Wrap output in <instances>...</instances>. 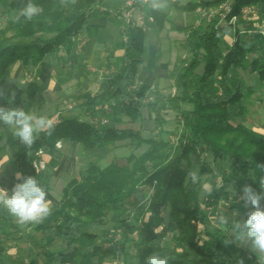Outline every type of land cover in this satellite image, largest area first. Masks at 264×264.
<instances>
[{
	"label": "trees",
	"instance_id": "1",
	"mask_svg": "<svg viewBox=\"0 0 264 264\" xmlns=\"http://www.w3.org/2000/svg\"><path fill=\"white\" fill-rule=\"evenodd\" d=\"M228 0L188 2L174 6L184 12L198 7H211ZM28 0H0L1 18L7 19L0 28V90L13 79V68L21 64L34 70L49 58L58 57L64 66L74 63L80 37L89 33L92 20L103 11L105 0H34L39 15L31 21L13 23ZM168 2V0H166ZM232 10L223 18L215 16L201 26H186L182 42L184 57L177 58L170 72L175 95L164 97L154 91V102L149 104L159 133L145 139L139 130L128 127L143 122V109L151 89L147 85L129 88L136 84L139 68L144 62L146 28L134 24L123 31L121 64L117 71L101 82L99 93H84L75 98L76 105L69 113L79 116L56 115L50 118L52 134L39 133L29 147L13 135V130L0 123V154L10 152L9 165L14 176L10 192L16 183V173L36 177L48 193L53 173L47 159L58 151L57 144L75 142L89 158L110 144L133 140L135 146L148 145L140 157L132 156L129 166L116 164L102 166L99 160L79 171L63 188L59 205L41 223L21 225L6 208L0 206V264H103L106 256L122 260V264H145L154 252L171 257L170 264H258L257 256L244 246H225L231 239L222 230H206L207 240L200 244L198 223L206 224L205 206L219 213L221 201L230 203L229 211L244 219L250 208L239 202L242 188L250 185L261 192L264 178V134L256 133L244 125L248 105L257 93L255 104L264 106V35L260 21H243L241 11L255 7L262 12L264 0H230ZM116 15H119L116 14ZM262 19V14L259 15ZM233 17L236 23H231ZM147 20L151 27L162 32L169 22L168 13L149 9ZM232 41H228L230 33ZM60 55V56H59ZM255 75L257 88L243 82L242 74ZM14 98L4 91L0 106L23 107L26 112L42 93L39 83L14 84ZM173 110L178 126L183 128L177 145L163 140L166 110ZM96 117L84 120L83 116ZM108 124H102L103 118ZM59 118V119H57ZM97 119V121H95ZM93 120V121H92ZM181 120V122H180ZM95 123V124H92ZM227 162L230 170L224 173L208 202L202 205L200 195L203 183L193 182L189 172L197 171L198 179L215 178L216 169L206 161ZM46 167L37 170L35 163ZM153 190L150 203L147 194ZM264 206V201L261 202ZM225 208V207H224ZM114 211H122L125 219L115 229L122 241L113 243L112 232L103 235L96 230L106 226ZM173 225L172 237L167 239L163 212ZM135 222V224L132 223ZM141 225V226H140ZM140 240L130 239L136 231ZM26 235L27 260H17L11 253L10 243ZM16 261V263H14Z\"/></svg>",
	"mask_w": 264,
	"mask_h": 264
},
{
	"label": "rangeland",
	"instance_id": "2",
	"mask_svg": "<svg viewBox=\"0 0 264 264\" xmlns=\"http://www.w3.org/2000/svg\"><path fill=\"white\" fill-rule=\"evenodd\" d=\"M192 2H203V1H215V0H190ZM228 1H224L222 3H219L217 5L211 6V7H198L194 12H184L178 8L172 9L171 14L169 15V22L167 23L165 29L161 32L160 36L158 32L153 29V28H147L150 25V23L147 20V14H149V9L151 7L152 0H148V2H144L143 0H127L125 4L123 5L122 8L119 10V15H116L118 13H113V14H106L102 12L100 15L95 17L92 20L93 25H98L101 26L102 28H96L95 30H91L89 33H87L85 36L89 39L90 44L88 46V51L89 53L92 44L95 42V39L98 38L99 40H103L106 44H110L111 48L113 51L118 50L122 52L121 49V44L123 41V36H122V27L125 29L129 23L126 24L124 21H127L128 18L131 17V20L135 26L138 27H145L146 29V54H145V66L150 65L149 69H153L154 66V61L155 59H151V54L149 52L150 48L153 49L152 52L153 56L156 54V50L158 49L157 47V41L160 39V47H161V56L163 60H168L172 58V60L176 59L177 57H184V51L180 45L181 40H180V35L185 38V34L183 30H178L177 27H183V26H201L203 23H209L212 19L211 14L209 13L207 15L206 11L208 12L209 10H216V9H223V6L228 3ZM172 3V1H171ZM171 3L167 4V7L163 9V11L168 12L170 10V5ZM107 9L108 11H111V7L113 4L111 3L110 0L107 1ZM247 8V7H246ZM243 10V9H242ZM146 12V15L144 13ZM124 13V14H123ZM258 13V12H257ZM121 14L124 15V19L118 18L119 16H122ZM262 14V19H264V7L262 8V12L258 13L257 17L254 15L251 16L250 21L258 20L261 21L259 15ZM112 15H114L115 18L119 22H116L112 19ZM126 16L128 18L126 19ZM242 15V11L241 14ZM112 16V17H111ZM210 17V18H209ZM242 17V16H241ZM139 20V21H138ZM141 20V21H140ZM130 21V20H129ZM127 21V22H129ZM140 22V23H139ZM7 23V19L1 18L0 15V28L5 27ZM184 29V28H183ZM179 32V34L175 32ZM234 37V33H230V36L228 38V41H232L231 38ZM83 38H85L83 36ZM86 40V38H85ZM120 47V48H119ZM159 47V49H160ZM110 49V48H109ZM78 50V49H77ZM58 58V57H57ZM104 59V54H100V61H103ZM119 61V60H116ZM51 62V61H50ZM121 62V61H120ZM176 62V61H175ZM52 65H55L56 63L53 62L51 63ZM174 65V64H173ZM117 64L115 67V70L117 69ZM144 66V67H145ZM170 69V68H169ZM27 69L24 68L22 65L18 67L16 65L13 69V78L11 82H9L5 88L3 89L4 91L9 92L10 95H13V84L15 83L14 81L16 80H21L23 78L31 80L32 75L30 70L26 71ZM59 70V69H58ZM58 70H54L58 74ZM25 72L27 75H25ZM110 72V71H108ZM145 70L141 66L139 68V73L137 76V81L136 87H138L140 84H145L149 83L148 75L144 74ZM102 73H107V71H103ZM67 75V74H66ZM65 75V76H66ZM101 77V73L99 74ZM31 76V77H30ZM64 76V78H65ZM99 77V78H100ZM241 78L244 83L251 85L255 88L258 86V78L254 75H249V74H242ZM22 80V82L26 83V80ZM99 79H95L96 87L95 85L91 86L89 90L91 92H96L97 91V83ZM47 83V82H46ZM73 84V83H72ZM71 88H75V92L72 93H67L64 96L58 95L55 101H52L54 98L53 96L49 93L47 96H44V100H42V105L38 107L35 111L31 112L30 114L36 116V117H44L46 121L50 120L55 114H58L57 117H62V115H68L71 107L74 106L75 98L78 95L83 94L84 92L87 91V88L85 87L84 84H80L75 82ZM155 89V88H153ZM157 89V88H156ZM74 91V90H73ZM160 92V95H163L164 97H168L170 95H175V90L172 88V79L171 75L168 78V81L166 83H163L162 88L160 90H157ZM261 93H257L251 103L254 104L255 98L260 97ZM61 96V97H60ZM53 97V98H52ZM154 98L152 95H149L145 104L147 108H144L143 114H144V120L142 123L138 125H129L128 127L137 129L141 132L142 137L147 139L150 136H158L157 133H159L158 129L156 128V123L154 121V113L150 110L149 104L154 102ZM249 104L248 105V117L247 121L244 123L246 127L249 129L254 130L256 133L264 134V106L262 107L259 104ZM76 114V113H75ZM40 115V116H38ZM78 115V114H76ZM59 119V118H57ZM178 117L176 116V113L173 110H166L164 114V120H165V126L163 128L164 135L159 136L163 137L164 141H167L170 143V146L172 145H177L178 144V136L181 131H183L182 127L178 126ZM84 120H88V118H84ZM103 121V120H102ZM109 121V120H108ZM181 122V120H180ZM108 125H111L109 123ZM13 130V129H12ZM69 143H66L68 146ZM59 145V143L57 144ZM66 145H63V143L58 146L59 151L61 152L60 155H56V158L54 162L49 166L50 170H54V182L51 183V190L50 192L47 193V198L50 199L48 201H53V203L56 205L60 202L61 198V193L65 185L73 178V177H78V181H80V178L78 176L79 171L85 170L86 167L88 166L89 163L94 162L95 160H99L102 166H108L110 164H116L120 167H126L129 166V159L134 156V157H140L142 154H144L148 149V145H143L141 147L135 146V141L133 140H124V141H119L113 144H110L107 147L101 148L98 151H96V157L95 158H89L87 157L83 150H81V147L78 148H69ZM9 157H10V152L6 151L2 154H0V187L5 188L6 190L10 189V186L12 183H14V176L11 172L10 165H9ZM206 161H208L213 168L216 169L217 175L215 178H209L207 181V177L202 178L201 181L203 183V189H202V194L200 195V202L202 205L207 204L208 202H213V199H210L209 197H212V195H209V189L213 191L220 186V179L224 173L230 170V166L227 162H218L214 163L211 157L206 156L205 157ZM41 162H38L37 164H40ZM46 167V165H45ZM197 173V171H194ZM195 182V183H196ZM153 190L150 191L147 194V200L142 204L147 205L150 203V198L153 195ZM49 195V196H48ZM239 200V199H238ZM239 202H242L239 200ZM229 206L230 203H225L224 201L220 202L219 205V213H216L212 207H207L205 206V209L208 214V221L206 224L198 223L197 229L198 231L202 232L200 234V238L198 239L199 243L202 244L204 241L207 240L206 237V230H222L227 235L230 237H233L234 232V225L237 222L242 221L244 218L234 212L229 211ZM225 207V208H224ZM126 214L122 211H114L110 215L109 222L106 226L98 229L95 231L96 234L98 235H103L105 231H110L113 233L114 236V241L113 243H105L103 246L105 249H109L110 245H116L122 241V235L120 234V231L115 229V226L119 221H122L125 219ZM163 217H164V226L166 227L168 231V236L167 239L172 237V230H173V225L170 222L168 218V213L163 212ZM224 217L227 220L226 225H221L220 224V218ZM133 224H135L134 221H132ZM141 226V225H140ZM145 234H142V229L140 232H135L134 234L130 235V239H133L135 241H138L143 237ZM15 238H21V241H13L10 243L11 247V253L13 254V257L17 258V260H27V255H28V243H27V237L26 235H19ZM245 248L249 249L250 246L245 245ZM16 263V261H14ZM122 260L120 258H117L112 255L106 256L105 260L103 261V264H122ZM81 264H92V261H82Z\"/></svg>",
	"mask_w": 264,
	"mask_h": 264
},
{
	"label": "clouds",
	"instance_id": "3",
	"mask_svg": "<svg viewBox=\"0 0 264 264\" xmlns=\"http://www.w3.org/2000/svg\"><path fill=\"white\" fill-rule=\"evenodd\" d=\"M153 9L163 10L167 7L166 0H152ZM39 5L34 0H28L19 14L14 15L13 23L22 21H31L33 17L39 15ZM3 90H0V96H3ZM14 98V93H13ZM0 123L13 129V135L21 143L31 146L40 132L47 130L51 135L53 125L46 121L44 117H36L25 111L23 107H5L0 106ZM262 169L264 166L259 165ZM189 177L193 182L198 180L196 172H189ZM17 179L22 182L16 183L9 192L0 187V206L16 217L21 225L27 223H41L51 213L50 201L46 199L47 193L40 186L36 177L22 176V173H16ZM261 192H257L250 185L242 188V194L239 200L243 202L245 208L251 210L246 213V218L234 225V235L231 239L223 241L225 246L236 244L237 246H250L249 250L257 256L258 264H264V178L261 179ZM209 195L212 190L209 189ZM220 224L226 225L227 220L220 218ZM171 257L162 255L159 252L150 254L145 259V264H170ZM238 264H244L243 258H240Z\"/></svg>",
	"mask_w": 264,
	"mask_h": 264
},
{
	"label": "crops",
	"instance_id": "4",
	"mask_svg": "<svg viewBox=\"0 0 264 264\" xmlns=\"http://www.w3.org/2000/svg\"><path fill=\"white\" fill-rule=\"evenodd\" d=\"M107 1L108 0H105V2L103 4V10L102 11L104 13H106V14H113V13H119L120 8L123 7V5L125 4V2L127 0H110L111 3L113 4V6L111 7V9H113V10H111V11H108V9H107V5H106ZM171 1H172V3H171ZM188 2H190V0H168L167 4L171 3L170 10L168 12H166V11H164V12H166V13H168V15H170L171 14V10L173 8L176 9V7L174 6L175 3H180L181 6H184ZM161 11H163V10H161ZM144 15L147 16L148 14L146 15V12H145ZM112 16L111 17H112V19L114 21L119 22L117 20V18L114 17V15H112ZM187 26H190V25H187ZM185 27L186 26L177 27V29L178 30H183V28H185ZM96 28H102V27L98 26V25H93L91 30H95ZM123 28L124 27H122V29H121L122 36H123V31H124ZM147 28H152V27L149 26ZM156 31L158 32V34L160 36L161 32H159L158 30H156ZM172 32H175V31H172ZM175 33L179 34V32H175ZM84 37L86 38V40L83 37L79 38L80 41H84L85 42V46L81 50H76L74 63L70 64L69 66L64 67L59 62V58L51 57L43 65H41V66L37 67L36 69L30 71L31 75H32L31 80L27 79V77H26V79H27L26 83L22 82V80H24L25 78H23L21 80L14 81L15 83L20 82L23 85L35 81V82L39 83L41 85V87H42V93L35 100L33 106L29 109L28 113H31V112L35 111L38 107L43 106L42 105V100H44V96H47V94H49V93L52 96L54 94V98L52 97L53 98L52 101H55L56 99H58L57 98L58 95L64 96V95H66L69 92L70 93L75 92L76 91L75 88H71L75 82H77V83L80 82V84L82 83V84L85 85V87L87 88V91L84 92V93H91L92 95H95V94L99 93V91L101 89L102 80L107 75L112 74L113 72L117 71V69L119 68V66L121 64V62H120L121 57L124 54L123 50H122V52H120L119 49L113 51L111 46H110V44H106L105 42H103V40H99L98 38H96L95 42L91 46V49H90L89 53H87L90 41H89V39L86 36H84ZM180 40H181L180 45L182 47V42L184 40V37H182L181 35H180ZM156 45H157L158 49L156 50V54L154 56H153L154 52H152L153 49L150 48V50H149V52L151 54V56H150L151 59L153 58V59L156 60V61H154L153 69L152 68L149 69L150 65H146L145 66V62H146L145 54L147 52V50H146V40H145L144 62H143V64L141 66L145 70L144 74L148 75V77H146V79H148L149 83L140 84L138 86V87L143 86V85L149 86L150 89H151V93L149 95H152V93L154 91L157 92V90H160V88H162V86H163V83H166L168 81V78L170 76V72L172 70L173 64L175 63V61L178 58L177 57L174 60H172V58H170L167 61L163 60L162 56H161V51L162 50H161V47H160V45H161L160 44V39H158ZM120 47L122 49V44H121ZM159 47H160V49H159ZM101 53L104 54L103 61H100V54ZM116 60H119V61H116ZM53 62H55L56 64L52 65L51 63H53ZM116 64L118 66H117V69L115 70ZM17 65H18V67L21 66V64H17ZM55 69H56V71L59 69L58 70V74H57V72L54 71ZM104 70L107 71V73H105V74L102 73ZM26 71H28V70H26ZM108 71H110V72H108ZM100 73H101V77L99 75ZM25 75H27L26 72H25ZM64 76H65V78H64ZM95 79H99V80H98V83H97V85H98L97 86V91L93 93V92H91L89 90V88L91 86H93V85H95V87H96ZM14 84H13V92L15 94ZM153 88H155V89H153ZM75 105H76V102H74V106L73 107H75ZM73 107H71V109ZM144 108H147V107L145 106ZM71 109H70V111H71ZM70 114H71V112L68 113V115H70ZM76 114H78V113H76ZM76 114L72 113L71 115H74V116L78 117L79 114L78 115H76ZM55 115L57 116L58 114H55ZM68 115H65V116H68ZM38 116H40V115H38ZM84 118H88V120L89 119L91 120V119H94L96 117L95 116L92 117L90 115V116H87V117L83 116L82 119H84ZM102 120H106L107 124L109 123V121H108L109 118H107V117L103 118ZM95 121H97V119ZM92 124H95V123H92ZM62 143H63V145H66V143H69L68 144L69 148H73V147L78 148V147H80L75 142H68L67 141V142H61V144ZM60 154H61V152L58 149V151L55 153L53 158L47 159L48 165L50 166L54 162V160L56 158V155H60ZM54 170H56V169H54ZM54 170L51 169V171L53 173V179H54ZM53 182H54V180H52V183ZM48 198L46 196V199L50 200ZM58 205H59V203L55 205L53 203V201H50V208L56 207Z\"/></svg>",
	"mask_w": 264,
	"mask_h": 264
},
{
	"label": "built area",
	"instance_id": "5",
	"mask_svg": "<svg viewBox=\"0 0 264 264\" xmlns=\"http://www.w3.org/2000/svg\"><path fill=\"white\" fill-rule=\"evenodd\" d=\"M143 1L144 2H148V0H143ZM231 10H232V5H231L230 2H228V3H226V5L223 6V9H216V10H211V11L209 10L208 12L206 11V13H207V15L209 13L211 14V17H212L211 19H213L215 16H218V15L224 18L226 16V14H228V13L231 12ZM257 12L260 13L261 11L259 9L255 8V7H247V8H244L242 10V15H241L242 17L241 18H242L243 21H250L251 20V16L250 15H254L255 17H257V15H258ZM123 14H121L122 16H119L118 17V18H120V20L121 19H124V15ZM125 17H126V19L128 18V16H126V15H125ZM260 20L261 21H260L259 29H260L261 33L264 35V19H260ZM127 21H129V22H127ZM127 21H124V22L126 24L133 23L132 20H131V17L128 18ZM236 22H237V18L236 17H233L231 19V23L234 24ZM84 46H85V42L84 41H80L79 44H78L77 49L78 50H81V49H83ZM136 86L137 85L131 86L129 88V90H135ZM102 124H107V121L106 120H103L102 121ZM59 145H60V143H59ZM59 145H57V148H58ZM34 166H35V168L37 170H43L45 168V163L44 162H41L40 164L35 163Z\"/></svg>",
	"mask_w": 264,
	"mask_h": 264
}]
</instances>
